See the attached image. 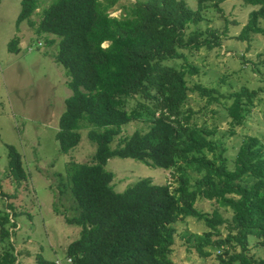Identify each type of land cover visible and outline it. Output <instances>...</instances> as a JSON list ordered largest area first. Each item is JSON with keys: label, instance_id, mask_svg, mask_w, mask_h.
<instances>
[{"label": "trees", "instance_id": "obj_1", "mask_svg": "<svg viewBox=\"0 0 264 264\" xmlns=\"http://www.w3.org/2000/svg\"><path fill=\"white\" fill-rule=\"evenodd\" d=\"M118 1L53 0L35 23L30 18L39 0H21L16 19L17 26L28 20L36 34L59 39L55 61L64 68L72 92L58 120L60 153L79 144L81 130L95 145L91 162H68L55 185L61 197L68 187L76 203V215L64 216L67 225L80 228L78 239L66 248L67 258L71 264H172L173 225L190 217L207 230L181 236L188 252L208 258V248H214L219 253L213 264H264V255L255 257L248 249L252 238L264 254V143L246 137L230 158L219 140L210 139L215 129L191 123V111L181 113L190 92L220 103L214 89L187 86L186 75L199 70L186 64L182 51L211 50L228 39L226 26L199 28L207 10L222 14L219 5L225 0H197L195 10L184 0H137L112 16ZM242 2L253 9L237 39L264 38V0ZM189 26L193 29L186 32ZM17 41L9 42V50ZM138 96L128 108V101ZM256 97V90L246 87L228 94L229 127L244 123ZM134 121L148 122L147 131H135L111 149L122 127ZM7 157L19 186L26 179L21 156L10 146ZM114 157L173 171L177 186L171 189L145 178L117 193L113 174L105 169ZM191 173L199 176L192 187ZM198 199L214 201L230 212L229 219L216 209L210 214L197 210ZM10 215L0 214V264H19L10 240L13 227L6 228Z\"/></svg>", "mask_w": 264, "mask_h": 264}, {"label": "rangeland", "instance_id": "obj_2", "mask_svg": "<svg viewBox=\"0 0 264 264\" xmlns=\"http://www.w3.org/2000/svg\"><path fill=\"white\" fill-rule=\"evenodd\" d=\"M20 1L0 0V214H9L6 207L12 202L10 208L11 214L14 213L11 215L14 223L9 222L6 228L17 227L10 240L20 264H40L42 260L44 264H71L67 262L66 247L78 239L80 228L67 225L64 216L76 215V203L68 187L61 197L56 194L55 185L59 175L65 176L68 162L90 163L95 145L88 139L87 131L81 130L79 144L65 154L60 153L56 140L58 120L65 111V100L72 92L67 87L68 78L64 68L55 61L59 39L49 34H36L28 25V20L17 26ZM52 1L39 0V7L30 20L38 23L42 10ZM136 1L119 0L111 15H120L122 10L119 7ZM184 1L190 9H197V0ZM219 6L223 9L222 14L207 10L204 13L205 21L199 28L204 30L209 26L222 30L226 26L228 39L222 40L220 46L211 50L182 52L187 58L186 64L199 70L195 75H186L187 86L192 88L199 84L214 89L220 103L208 102L206 97L190 92L181 113L185 115L191 111V123L215 129L210 139L219 140L228 149L227 155L233 158L238 145L246 137H257L264 143V38L251 35L246 42L237 39L252 7L246 6L242 0H225ZM192 29L189 26L186 32ZM12 40L18 41L14 49L9 50L8 44ZM106 46L107 43H104L103 47ZM241 87L256 90L257 97L244 123L229 127L230 119L225 112V106L229 104L227 96ZM139 99V96L130 99L128 108L134 107ZM146 105L151 107L150 102ZM148 126V122L141 121L124 125L110 145L111 149L135 131L146 132ZM230 128L234 130L233 135ZM10 146L21 156L26 175L19 186L8 168ZM105 169L113 174L112 186L117 193L145 178L155 185H168L171 189L177 186L173 171L130 158H111ZM190 175L192 187L193 180L199 176L194 173ZM8 195H15L17 199L13 202ZM195 207L209 214L216 209L225 219L230 217V212L219 208L214 201L198 199ZM173 226L176 237L170 255L172 264L215 262L218 250L208 248L212 255L200 258L195 252L187 251L181 237L185 232H205L207 228L202 222L188 217ZM225 227L220 226L222 237L227 233ZM248 246L250 255H264L261 249L255 247L254 239L249 238Z\"/></svg>", "mask_w": 264, "mask_h": 264}, {"label": "crops", "instance_id": "obj_3", "mask_svg": "<svg viewBox=\"0 0 264 264\" xmlns=\"http://www.w3.org/2000/svg\"><path fill=\"white\" fill-rule=\"evenodd\" d=\"M18 190H19V188H18ZM17 196H19L18 192H17ZM21 196H22V195H20V197H21ZM20 197H19V199H20ZM15 198H16V197H15ZM15 198H11V199H9V200H11V201L14 202V201L17 199V198L15 199ZM9 204H12V202H10ZM9 211H10V210H9ZM10 212H11V211H10ZM16 228H17V227H16ZM16 228H15V229H16ZM15 229H14V230H15ZM15 231H16V230H15ZM15 231H14V232H15ZM14 232H13V233H14ZM13 233H12V234H13ZM11 239H12V238H11ZM69 244H70V243H69ZM69 244H68V245H69ZM68 245H67V246H68ZM66 248H67V247H66ZM17 261L19 262V260H17ZM44 263H45V262L42 260L40 264H44ZM19 264H20V262H19Z\"/></svg>", "mask_w": 264, "mask_h": 264}, {"label": "built area", "instance_id": "obj_4", "mask_svg": "<svg viewBox=\"0 0 264 264\" xmlns=\"http://www.w3.org/2000/svg\"><path fill=\"white\" fill-rule=\"evenodd\" d=\"M8 213L10 214V211H8ZM10 222L13 223V220L11 218V215H10ZM16 228V227H15ZM15 228H12L11 231H15L16 229ZM15 229V230H14ZM68 263H70V259L67 260ZM55 264H60L59 262H56Z\"/></svg>", "mask_w": 264, "mask_h": 264}]
</instances>
